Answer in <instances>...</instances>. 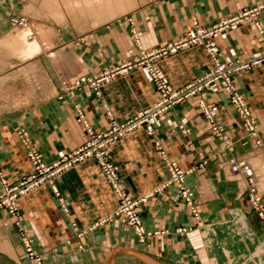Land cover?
Returning <instances> with one entry per match:
<instances>
[{
  "label": "crops",
  "instance_id": "0c3cea01",
  "mask_svg": "<svg viewBox=\"0 0 264 264\" xmlns=\"http://www.w3.org/2000/svg\"><path fill=\"white\" fill-rule=\"evenodd\" d=\"M257 1L262 0H124L131 4L122 2L127 7L121 4L116 11L98 8L93 14L52 12L45 8L48 0H0V166L8 182L17 183L33 170L22 131L51 164L88 141L76 106L101 132L112 118L125 121L158 99L145 68L115 77L102 87L100 98L88 88L65 92L62 80L97 77L134 61L142 51L178 40L194 24L211 26ZM13 18H24L22 27L33 29L39 41H33L32 30L13 24ZM22 32L29 37L17 41ZM213 43L225 63L264 50L252 22L216 35ZM158 66L174 90L211 70L214 60L204 47L194 46L165 57ZM234 80L257 119L262 143L246 133L227 96L215 94L208 102L218 106L228 142L212 133L197 100L191 99L168 112L154 136L140 130L112 148L126 193L133 200L147 198L139 208L144 242L117 215L120 196L98 163L88 160L57 179L66 210L49 186L19 201L41 263L27 255L15 218L0 210V264H146L127 251L158 264H264V229L252 209L246 179L231 170L233 163L250 165L264 202V65ZM161 148L190 172L186 186L194 194L198 218L176 187L162 189L169 172Z\"/></svg>",
  "mask_w": 264,
  "mask_h": 264
},
{
  "label": "built area",
  "instance_id": "2783aa9c",
  "mask_svg": "<svg viewBox=\"0 0 264 264\" xmlns=\"http://www.w3.org/2000/svg\"><path fill=\"white\" fill-rule=\"evenodd\" d=\"M263 16L264 0L257 1L249 9H245L235 16L221 20L211 26L199 27L197 24H194V27L188 30L178 40L168 43L160 49L149 52L142 51L140 56L134 59V61L119 65L97 77L91 78L81 76L76 78L73 82L63 81L62 86L65 92H70L72 94L75 91H82L88 88L100 98L102 96V87L110 83L115 77L133 69L145 68L148 70L153 85L158 93V99L151 107L140 111L125 121H118L112 118L109 129L101 132L95 131L92 128L84 111L79 106H76V119L87 133L88 141L83 146L67 153L51 164L46 163L42 155L32 146L27 133L24 131L21 132L23 144L32 163L33 170L30 174L21 178L17 183H9L0 166V210L8 211L9 214L15 218L23 247L32 261L41 263L42 258L36 252L33 239L24 225V219L19 210V201L33 191L44 186H49L54 191L61 207L66 210L67 203L57 188V179L64 173L88 160H95L98 163L108 182L120 196L121 206L117 215L123 216L127 220L128 225L140 237L142 242H144L146 234L140 218L139 208L142 203L146 202L147 198L133 200L129 197L112 160L111 151L120 141L140 130H144L148 135L154 136L162 126L163 117L185 101L196 99L204 118L211 127L212 133L222 141L228 142L225 128L218 122L219 108L217 105H211L208 102V97L211 95H226L228 101L241 118L246 133L257 144L262 143L259 136L260 127L257 119L253 115L243 95L238 91L234 79L238 74L263 66L264 50L256 51L247 59H238L225 63L219 61V49L214 45L213 40L215 36L220 33L242 23L252 22L259 31L264 43ZM194 46L204 47L213 58L214 66L211 70L195 78L187 85L172 90L161 76L158 63L165 57L177 54L182 50ZM181 128L185 133L188 132V130L183 129V127ZM161 154L169 172V180L162 189H167L171 186L176 187L179 196L184 200L187 207H189L195 215H198L194 194L186 186V177L190 172L181 169L176 162L168 159L162 148ZM231 169L234 173H239L240 170H242L246 175L250 203L258 213L261 223L264 226L263 197L258 188H256L254 176L248 171L249 165L245 162L233 163ZM83 234L84 233L81 232L79 236Z\"/></svg>",
  "mask_w": 264,
  "mask_h": 264
},
{
  "label": "bare ground",
  "instance_id": "6f19581e",
  "mask_svg": "<svg viewBox=\"0 0 264 264\" xmlns=\"http://www.w3.org/2000/svg\"><path fill=\"white\" fill-rule=\"evenodd\" d=\"M49 1V0H48ZM51 1H55L54 2V5H58L60 2H62V5H61V3H60V5H61V8H60V10H62V7H67V9L71 12V11H73V13H74V11H77L78 12V10H80V12H82L83 10H88V12H89V10L90 11H92V12H89V13H93L94 14V10L96 9H102V7L103 8H106V9H110V10H115L116 11V8H118L119 7V9H120V5L122 4V2L124 1V0H64V1H58V0H50L49 1V3H51ZM56 1H57V3H56ZM66 1H68V3L65 5V4H63V2L65 3ZM124 3V2H123ZM124 4H128V3H124ZM129 4H131L130 2H129ZM128 4V5H129ZM59 5V6H60ZM48 6V5H47ZM125 6V5H124ZM123 6V4H122V8L124 7ZM58 7V6H57ZM69 7V8H68ZM125 7H127V6H125ZM65 9V8H64ZM67 9H65V11L67 10ZM103 10V9H102ZM109 10V11H110ZM68 11V12H69ZM99 11V10H98ZM115 11H112V12H114L115 13ZM118 11V10H117ZM58 13H59V11H57ZM56 12V13H57ZM83 13V12H82ZM77 14V13H76ZM97 14V13H96ZM59 15V14H58ZM61 17H62V15H61ZM60 17V18H61ZM62 19V18H61ZM60 19V20H61ZM28 32H22L21 33V35H19V36H17V41H24L26 38H28L29 37V35L27 34ZM39 43V42H38ZM37 43V44H38ZM36 44V45H37ZM38 46H39V44H38ZM232 170V169H231ZM248 171H250L251 172V174H252V176H254L253 175V170H252V168H251V166L249 165V170ZM233 172V171H232ZM234 173V172H233ZM235 175H237V176H239V177H241L242 179H246V181H247V184H248V180H247V178H246V175L244 174V172L242 171V170H240V172L239 173H234ZM248 176V175H247ZM255 184H256V181L254 182ZM257 188V187H256Z\"/></svg>",
  "mask_w": 264,
  "mask_h": 264
},
{
  "label": "rangeland",
  "instance_id": "374dc122",
  "mask_svg": "<svg viewBox=\"0 0 264 264\" xmlns=\"http://www.w3.org/2000/svg\"><path fill=\"white\" fill-rule=\"evenodd\" d=\"M50 1V0H49ZM49 1H48V3H47V7L45 6V4H44V6H45V8H48V10L49 11H52V12H55L56 11V9H60L61 8V5H62V2H60L61 3V5H60V3L58 4V5H54V2L55 1H51V3H49ZM59 1V0H58ZM61 1V0H60ZM62 1H64V0H62ZM56 3H57V1H56ZM68 3V1H66L65 3L63 2V4H67ZM69 4V3H68ZM60 5V6H59ZM58 6V7H57ZM67 9V7H62V9L63 10H65V9ZM69 8V7H68ZM66 11H68V9L66 10ZM64 19H66V17L64 18ZM13 24H15L16 26H20V27H22V26H24V25H26L27 23H25V20H24V18H13ZM19 29H29V30H32L33 31V29H31L30 27H28V26H25V27H22V28H19ZM43 36H45L44 34L42 35V37ZM32 37H33V41H39V39H36V38H34V31H33V35H32ZM44 50L45 51H47V54L49 55V56H51L52 55V51L51 50H49V47H47V46H45L44 45ZM19 57H21L22 58V56H20V55H18ZM63 81H68V79H64V80H62V83H63ZM62 88H63V86H62ZM64 90V89H63ZM181 197V196H180ZM182 199V198H181ZM183 200V199H182ZM183 202H184V200H183ZM185 203V202H184ZM186 204V203H185ZM187 206V205H186ZM252 206V205H251ZM189 208V207H188ZM190 209V208H189ZM252 209L254 210V208L252 207ZM254 212L256 213V215L258 216V218H259V220H260V217H259V215H258V213L254 210ZM193 213V212H192ZM193 215L196 217V218H198V216H199V212H198V215H195L194 213H193ZM260 222H261V220H260ZM261 225H262V223H261ZM262 227H263V229H264V226L262 225ZM181 232H184L185 230H180ZM139 262H129L128 264H138Z\"/></svg>",
  "mask_w": 264,
  "mask_h": 264
},
{
  "label": "water",
  "instance_id": "95a60500",
  "mask_svg": "<svg viewBox=\"0 0 264 264\" xmlns=\"http://www.w3.org/2000/svg\"><path fill=\"white\" fill-rule=\"evenodd\" d=\"M129 254H132L133 256L137 257L138 259H140L141 261H143L146 264H158L156 262H154L153 260H151L150 258H148L147 256H145L144 254L138 253V252H131V251H127Z\"/></svg>",
  "mask_w": 264,
  "mask_h": 264
}]
</instances>
